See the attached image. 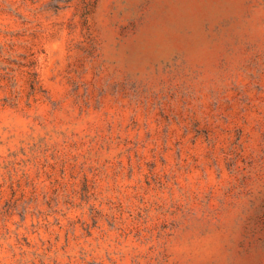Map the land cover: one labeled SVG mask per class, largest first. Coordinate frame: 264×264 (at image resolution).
<instances>
[{"label":"rangeland","instance_id":"1","mask_svg":"<svg viewBox=\"0 0 264 264\" xmlns=\"http://www.w3.org/2000/svg\"><path fill=\"white\" fill-rule=\"evenodd\" d=\"M0 264H264V0H0Z\"/></svg>","mask_w":264,"mask_h":264}]
</instances>
